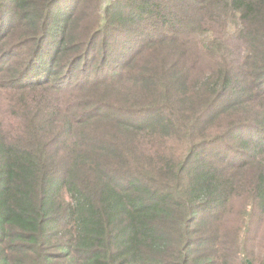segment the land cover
<instances>
[{
	"label": "trees",
	"instance_id": "1",
	"mask_svg": "<svg viewBox=\"0 0 264 264\" xmlns=\"http://www.w3.org/2000/svg\"><path fill=\"white\" fill-rule=\"evenodd\" d=\"M0 264H264V0H0Z\"/></svg>",
	"mask_w": 264,
	"mask_h": 264
}]
</instances>
